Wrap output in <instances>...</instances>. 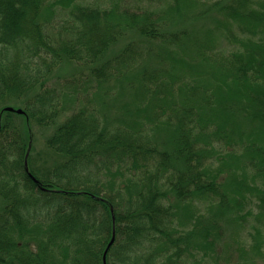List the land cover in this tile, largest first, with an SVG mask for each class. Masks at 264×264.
Here are the masks:
<instances>
[{"label":"trees","instance_id":"obj_1","mask_svg":"<svg viewBox=\"0 0 264 264\" xmlns=\"http://www.w3.org/2000/svg\"><path fill=\"white\" fill-rule=\"evenodd\" d=\"M0 198V264H264V0H0Z\"/></svg>","mask_w":264,"mask_h":264},{"label":"rangeland","instance_id":"obj_2","mask_svg":"<svg viewBox=\"0 0 264 264\" xmlns=\"http://www.w3.org/2000/svg\"><path fill=\"white\" fill-rule=\"evenodd\" d=\"M49 129V128H48ZM46 127L42 128L37 125H32V130L35 134L34 144L31 149L32 154V164L34 168L39 170H44L47 167H51L54 163L53 160L57 159L58 154L53 153L45 142L46 136L51 134V132ZM2 200L0 198V206L2 205Z\"/></svg>","mask_w":264,"mask_h":264},{"label":"water","instance_id":"obj_3","mask_svg":"<svg viewBox=\"0 0 264 264\" xmlns=\"http://www.w3.org/2000/svg\"><path fill=\"white\" fill-rule=\"evenodd\" d=\"M5 109L8 110V111L15 110V111H17V112H19V113H23V111H22L21 109H14L13 107H9V106L5 107ZM28 175H30V176L33 178L34 181H37V179H35V177H34L33 175H31L30 173H28ZM113 240H114V238H112V239L109 241V243L107 244V248H106L105 251H104V254H103V256H102V257H103V264H106V257H105V255H106V251H107V249L110 247L109 245L113 242Z\"/></svg>","mask_w":264,"mask_h":264}]
</instances>
